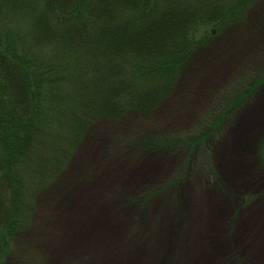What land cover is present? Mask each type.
I'll list each match as a JSON object with an SVG mask.
<instances>
[{
  "label": "rangeland",
  "instance_id": "374dc122",
  "mask_svg": "<svg viewBox=\"0 0 264 264\" xmlns=\"http://www.w3.org/2000/svg\"><path fill=\"white\" fill-rule=\"evenodd\" d=\"M215 5L222 16L191 33L172 92L146 118L127 111L87 128L56 179L33 197L30 222L15 235L6 264H54L65 236L110 230L128 209L119 239L58 264H108L141 246L139 264H264V213L251 218L264 206V0ZM152 157L155 168L147 166ZM88 188L97 193L90 214L63 211ZM59 217L68 229L54 224Z\"/></svg>",
  "mask_w": 264,
  "mask_h": 264
},
{
  "label": "trees",
  "instance_id": "16d2710c",
  "mask_svg": "<svg viewBox=\"0 0 264 264\" xmlns=\"http://www.w3.org/2000/svg\"><path fill=\"white\" fill-rule=\"evenodd\" d=\"M199 1L0 0V264L88 127L172 92L191 33L222 16Z\"/></svg>",
  "mask_w": 264,
  "mask_h": 264
},
{
  "label": "bare ground",
  "instance_id": "6f19581e",
  "mask_svg": "<svg viewBox=\"0 0 264 264\" xmlns=\"http://www.w3.org/2000/svg\"><path fill=\"white\" fill-rule=\"evenodd\" d=\"M212 55H215V53H213ZM194 67H196V65ZM226 71L227 70L225 68L219 69L216 72L215 77H216V75L221 74V73L223 74ZM207 80H209L208 83H210V81H211L210 77ZM130 149L138 150L137 147H135V146L130 148ZM100 152L101 151H95V157H98ZM151 159H152V161H150L151 164L147 165V166L155 168V165H154L155 158L152 157ZM167 159H169V158L168 157H162L161 158V162L165 163L167 161ZM159 160H160V158H159ZM80 163L81 162H80L79 159L77 161H75L71 171L72 172L77 171L81 167ZM107 168H109V170H111L113 167L109 166ZM116 168L117 167H115V170H116ZM152 176L154 177V175H152ZM259 181L261 182L259 184V186L260 187L264 186V180L263 181L259 180ZM90 188H88V190L85 191L84 194L83 193H79V192L73 193L72 196L70 197L69 204L65 205L63 211H65V210L66 211H70V210H73V209L82 208V209L85 210L86 213L90 214L94 210L93 208H94L96 200H97V193H93L92 194L91 191H90ZM51 195L52 194H50L49 196H51ZM130 210L131 209H128L127 211H125L123 213V215L120 216L119 219L117 217L115 219L116 223L112 226V228L110 230L109 229L108 230L104 229V230H100V231H97V232H92V233H90V235L88 234V235H85L84 237H80L79 240L77 238L68 239L65 236L64 240H63V242L61 244V247H59V249L54 251V264H58L59 261H62L65 257H68V255H70L72 253H75L78 250H83L85 248H89L91 245H97V244L104 245L105 243H109L110 240H112V239H117V238L119 239L121 237V234H122L125 226H126V221H127L128 216H129V211ZM251 212H252L251 218H253V217L255 218V217L259 216V214L264 213V206L263 207L262 206H258L257 208H255ZM253 220H256V219H253ZM54 224L58 225V226H61L63 228L66 227L68 229V222L64 221L63 219H61V217H59L54 222ZM90 236L95 237L93 242H90V241H92L90 239ZM45 245H48V243H46ZM135 252L136 253L133 255V253L131 251H126L125 250V251L121 252L119 254V256H117V257L114 256L113 258L112 257L109 258L108 259V264H117L119 260H122L124 258H127L126 264H139L140 257L144 254V247L141 246V247H139V249L137 248V251L135 249ZM224 254L225 253L221 254V256H223ZM132 256H134V258H132ZM101 264H104V263H101Z\"/></svg>",
  "mask_w": 264,
  "mask_h": 264
}]
</instances>
